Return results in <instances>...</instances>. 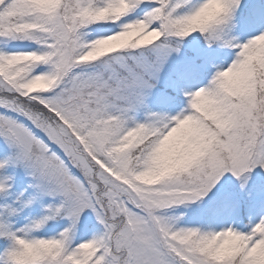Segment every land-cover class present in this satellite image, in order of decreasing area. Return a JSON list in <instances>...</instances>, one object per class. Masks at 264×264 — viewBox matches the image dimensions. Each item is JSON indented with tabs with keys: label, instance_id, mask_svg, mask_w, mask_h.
<instances>
[{
	"label": "snow or ice",
	"instance_id": "obj_1",
	"mask_svg": "<svg viewBox=\"0 0 264 264\" xmlns=\"http://www.w3.org/2000/svg\"><path fill=\"white\" fill-rule=\"evenodd\" d=\"M0 264H264V0H0Z\"/></svg>",
	"mask_w": 264,
	"mask_h": 264
}]
</instances>
